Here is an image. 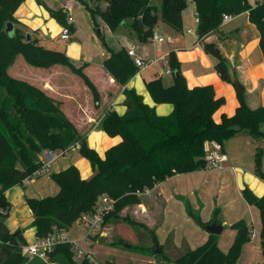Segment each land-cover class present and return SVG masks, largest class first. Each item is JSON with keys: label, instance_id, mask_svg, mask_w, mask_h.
I'll use <instances>...</instances> for the list:
<instances>
[{"label": "trees", "instance_id": "1", "mask_svg": "<svg viewBox=\"0 0 264 264\" xmlns=\"http://www.w3.org/2000/svg\"><path fill=\"white\" fill-rule=\"evenodd\" d=\"M26 0H0V264H26L28 259L21 254L27 245L23 235L14 236L6 221L11 203L6 192L15 186H25V180L42 166L41 156L46 151L65 154L77 144L79 153L92 167L93 176L83 178L80 169L71 165L51 173L52 180L60 191L42 199L27 198L33 212L32 226L37 239H45L54 233L69 230L85 214L95 211L98 200L108 195L115 200V210L105 217L119 216L130 205L142 203L138 192L154 189L158 184L177 174L196 172L208 167L205 160L204 143L217 141L222 145L241 131H247L254 139H264V106L251 109L243 92L237 90L239 106L233 116L222 114L221 122L215 114L226 104L224 97L218 98L214 86L190 88L181 73V63L176 52L169 54V66L174 77L171 86H165L162 77L147 81V89L156 104L171 103L174 111L168 116H159L154 107L144 102L135 89H125L127 111L124 115L108 111L101 122V129L109 136H120L122 141L105 152V156L90 148L87 138L61 109V102L49 96L41 88L11 76L8 67L13 65L17 54L38 68L54 65L68 67L82 78L92 92L96 106L101 98L95 84L77 67L66 52L50 49L40 43L39 30L29 31L15 17L16 11ZM89 11L95 27L101 20L112 32L130 26L138 34L139 41L146 43L153 38L159 16L150 0H78ZM89 1L97 3L91 8ZM199 19L197 34L200 40L221 30L225 14L233 16L249 13V20L260 33V48L264 55V0H192ZM44 5L51 17L62 27L69 26L71 34L77 29L69 25L68 12ZM105 4V8L100 5ZM100 4V5H99ZM187 0H167L162 7V19L175 31L183 30V11ZM15 26L14 36L6 33L7 23ZM31 33L30 41L27 34ZM225 39V36H222ZM104 47L110 57L103 61L104 69L121 86H125L139 72L128 50H112L105 37ZM204 51L216 60L215 69L222 81L234 84L226 59L216 44L203 43ZM239 126L240 130L235 128ZM263 150L255 155V174L264 180L262 168ZM245 200L260 211L261 240L264 253V196H257L249 187L243 190ZM188 213L206 228L214 222L204 223L185 200ZM217 210L215 215L217 216ZM132 226H140L135 221ZM237 231L233 245L224 252L218 245L219 236L211 234L209 240L185 253L175 261L160 254L167 264H237L242 247L250 240V227L245 220L231 226ZM153 241L159 244L154 232ZM34 259V258H33ZM44 261V260H43ZM36 260L35 264H93L88 259L78 261L73 246L59 243L48 254V261ZM109 264H114L108 262Z\"/></svg>", "mask_w": 264, "mask_h": 264}, {"label": "crops", "instance_id": "2", "mask_svg": "<svg viewBox=\"0 0 264 264\" xmlns=\"http://www.w3.org/2000/svg\"><path fill=\"white\" fill-rule=\"evenodd\" d=\"M55 1L60 2L61 5L57 4L56 6H53L48 2L46 3L50 8L55 10H59L61 8L65 9L69 16L71 15V12L74 13L78 4H82V2L78 0ZM15 17L29 31L39 30L42 34H44V32L47 34L49 31L51 32L52 28L54 30V40L58 41L60 39L59 33L62 26L51 17L45 6L38 4V0H26L16 11ZM197 19L198 16L196 13V22ZM76 23L77 21L75 20V27ZM97 23L100 24L99 28L102 29L105 37L107 36V33L114 35L113 38L109 40L111 42L106 41L112 50L118 51L122 48L129 50L136 47L135 51L138 57L142 58L146 62L157 59V63L144 71L138 72L127 85L121 86L104 69L103 61L110 57V52L106 49V47H104V45V52H102L101 59L98 63H94V61H90L87 58L82 60L79 54L69 52L68 48L66 50L68 56L74 59H72V61L77 67L85 66V74L97 87L101 98L99 106H96L92 92L84 83L82 78L75 75L73 72H70L68 68L66 69H68L69 72L64 70L65 66L54 65L49 69L44 68L40 70L42 72L52 71V73L54 70H61L63 73H66L69 78L74 79L73 77H75L77 80H74L77 81L76 83L78 84L76 85L79 87L78 92H76L70 84L56 83L52 77L37 81L36 79L26 80V78L22 79L14 75L12 76L20 80L28 81L29 83L44 90L55 100L61 102L62 111L75 125L78 133L87 138L90 148L95 149L101 157L105 156V152L108 149L122 141L120 136L111 137L104 132L101 129V122L108 111H116L120 115H124L126 113L127 106L125 103V89H135L138 94L143 96L146 104L156 109V113L159 116H168L174 111V105L171 103L156 104L146 86L147 81L163 76V74L155 67L165 60L169 62V54L172 51L177 54L178 60L181 63V73L186 78L190 88L212 85L214 86L216 96L218 98L224 97L226 99V104L214 116L216 122H221L222 114L233 116L236 113L239 106L237 90L244 93L246 102L251 109H257L264 106V55L260 48V33L257 27L250 22L248 12L234 16V19L230 23L221 28V30L224 29L222 34L214 32L203 38V40H200L197 34V40H194L193 43H189L188 45H184L178 42L175 38L171 37L168 42L169 47L166 53L161 55H159V53L155 54L153 59H151L152 57L150 55L151 48L156 53V48L154 47H156L158 42L161 43L164 41L162 37L155 36L157 37L155 41L153 39L155 37H153L146 43L140 41V46L139 44L130 42L125 33H121L120 30L112 32L103 22ZM230 25L232 26L229 27ZM188 32L190 34H194L195 31L190 29ZM75 34L77 35L78 31H76ZM223 35L225 36V39H222ZM160 39H162V41H160ZM220 41L224 43L222 44ZM203 43H213L217 45L222 56L226 59L231 78L235 81L234 84L222 81L219 73L215 69L216 61L204 51ZM149 44H152L153 46H149ZM139 50L140 52H138ZM162 65L165 66V64ZM166 74L173 75L170 67L166 70ZM173 81L163 83L165 86H171ZM239 85L242 87L241 89L239 88ZM84 97L88 99L87 103L85 102ZM241 134L242 131L231 140L227 141L226 145L225 143L223 144L224 151L228 155L227 162L219 167H207L206 169L200 171L177 174L170 177L166 181L158 184L152 190L151 194L143 195L141 197V204L132 207L134 208L135 214L144 218L145 223L150 228L154 227L153 230L161 228V231L164 232L166 237H170L173 234L171 238L172 243L169 245H166L168 241H165L163 244H160L159 242V245H161L164 249V255L168 258H170V249H176L177 244H185L187 246V244L190 243L191 236H193L192 241L198 244L199 247L205 244L211 235L206 228H203V231L200 228L197 230L195 226L197 224L195 219L188 213L186 203L179 198H188L189 205L191 202L194 203L196 207L192 210L197 214L202 213L200 218L204 223L209 224L214 219V221L222 225L223 231L218 235V245L225 253L229 251L237 235V231L231 227L234 223L240 220H245L251 230L255 228L254 219H252L251 222H248L244 219L246 217H243L244 213L243 215L239 214L243 205L246 207L245 211L250 210L254 216L257 213V221L260 223V232H256L257 236L260 235L262 228L260 211L256 206L250 205L245 200L243 190L246 187H249L257 196L263 197L264 180H261L256 176L254 166L241 161V154L244 152L245 147H248L250 143H254L253 146L255 147L256 155V149L258 150V148L264 147V144H261V142L259 143L257 140H255V142L248 143L246 141V143H243V140H239V138H242L240 136ZM232 141L237 145V147H232ZM262 143H264V141ZM72 149H75L76 151L72 160H68L65 165L60 162L57 166L58 170L54 172H60L71 166V164H74L80 169L83 178L87 179L92 177L93 170L89 161L87 159L84 160L85 158L81 156L77 148ZM57 154L59 159L60 154L58 152ZM57 157L55 159H57ZM41 161H44L43 155L41 156ZM50 175L51 173L44 174L32 179L29 183H26L25 186H15L6 192V196L12 206L9 217L6 221L7 227L13 235H23L27 244L34 243L37 240L36 229L32 226L34 221L33 212L27 204V198L42 199L58 194L60 188L52 180ZM231 179L236 182L235 185L238 189L239 199L234 196L230 197L229 189L227 195L224 190H220L219 195V190L216 186L219 185L220 187L222 185H226L227 182L231 183ZM198 188H201L205 194H211L213 192L214 196L224 200L223 202L221 201L220 213L224 212L225 216L230 218L228 219V223L227 221H220L217 216L215 218H213V215H211V217L210 215H208L209 217H205V209L202 207V204L205 206V201L202 197L197 195ZM130 208L131 207H127L124 210H129ZM255 208L257 211H255ZM220 209L218 208V210ZM234 211L239 215L231 217V214L234 213ZM156 216L158 217V221L155 220ZM172 219H175L177 223L172 221ZM188 224L191 226H188ZM184 226H188V229L185 230V228H183ZM226 227H229L230 229V239L226 242V244L221 245V238L226 231L225 229H227ZM95 238L96 237L85 238V235H83L78 238V240H80V243L84 248L88 251L94 252L89 245H91L90 242H93ZM186 249L187 253L191 250V247L188 245ZM251 256L252 252L249 250L248 245L245 244L242 247L237 264H242V259L244 257L247 258L248 264H253ZM36 260L38 261L41 259H29L26 264H35ZM105 261L108 260L105 259ZM260 264H264V261H261Z\"/></svg>", "mask_w": 264, "mask_h": 264}, {"label": "rangeland", "instance_id": "3", "mask_svg": "<svg viewBox=\"0 0 264 264\" xmlns=\"http://www.w3.org/2000/svg\"><path fill=\"white\" fill-rule=\"evenodd\" d=\"M38 1H41L43 4L47 6L48 4L46 2H48L49 4L53 6H56L57 4L61 5L60 2H56L55 0H38ZM150 1H151V5L156 8L157 14L159 16L158 26L154 30L153 37L159 36L164 39L163 42L161 43L158 42L156 47H154L156 48V53L151 48V54H150L152 57L151 59H153L155 54L159 53V55H161V54L166 53L169 47L168 42L171 37L175 38L178 42L184 45H188L189 43H193L194 40H197L198 24L196 22L195 4L192 0H187V6L185 7L183 11L184 28H183V31H180V32L175 31L169 25L164 23L162 19V7H163L164 0H150ZM251 1L255 3L257 0H251ZM38 4L42 5L39 2ZM89 5L91 8L98 7L97 3L92 2V1H89ZM100 6L101 8H105L104 7L105 4L103 3ZM76 7L77 8L75 9L74 13L71 12L70 16H72L77 21L76 29L78 31V34L77 35L71 34V39L68 42H65L64 40H61V39H59L58 41H55L53 38L54 30L51 28V32L49 31V33L47 34H45V32L44 34L42 33L39 34L40 43L50 49L59 50L63 52H67L66 50L69 48V52H75L76 54H79L82 60L87 58L90 61H94V63H98V61H100L101 59L102 52H104L102 37L100 36V33H99L100 28L95 27V23L92 20L89 11H87V9H85L81 3L78 4ZM98 22L102 23L101 20H98ZM232 25H230L229 27H231ZM221 28L223 27L221 26ZM190 29H193L195 31L194 34H190L188 32V30ZM222 31L224 32V29H222ZM61 32H62V28L59 33V38L61 36ZM120 32L125 33L127 39L130 42L139 44L141 46V43H139L140 41L138 38V34L135 30H133L130 24L128 26L121 27ZM218 33L220 34V32ZM113 36L114 35H112L111 33H107L106 37L104 35L106 41H109L111 38H113ZM220 42L222 44L224 43L222 41ZM112 45H113V41H112ZM149 46H153V45L149 44ZM138 52H140V50ZM162 64H165V66H163ZM169 67H170L169 62L166 60L164 62L159 63V65L155 67L160 73L163 74L162 79L164 83H169L173 81V75L166 74V70H168ZM49 68H45V69H49ZM66 68L68 67H65L64 70L68 71L69 68L68 69ZM40 69H44V68H37V67L30 65L22 54H17L14 64L8 67V72L11 76L14 75L22 79L26 78V80L36 79L37 81H40V80H45L48 77H52L56 83L70 84L71 86H73L74 90L78 92L79 87L78 85H76L78 83H76L77 81L74 80L76 79L75 77H73L74 79H71L66 75V73H63L61 70H54L52 73V71L42 72ZM12 70H13V74H12ZM69 71L72 72L70 69ZM84 99H85V102L87 103L88 99L86 97H84ZM262 128L264 129V125L262 126ZM240 136L242 138H239V140H243V143H246V141L248 143L255 142V140H257L259 143L261 142V144H264L262 143L264 139H254L250 137L247 131H242V134ZM226 143L227 141L225 142V145ZM231 144H232V147L233 146L237 147V145L233 141ZM251 144L252 143H250L248 147H245L244 152L241 154L242 156L241 161L243 163H246L248 165L255 167V147L253 146L254 143L252 145ZM261 149L263 150L262 168L264 172V147H262ZM256 152H257V149H256ZM59 154L62 157L59 156V159L58 157L57 159H55L56 162L54 161V164L53 163L51 164V168L49 172L46 174L57 171L58 170L57 166L60 162H62L63 165H65L68 160L70 159L72 160V157L76 154V151L75 149H72L64 155H62L61 153ZM71 165H74V164H71ZM235 183L236 182L233 179H231V183L227 182L226 185H222L220 187L219 185H217L216 187L219 190V195H220V190L221 191L224 190V192H226V195H227L228 189H229L230 197L234 196L239 199V193H238V189ZM46 195H49V194H46ZM197 195L202 197L205 201V206H203L202 204L203 209H205L204 211V214L206 215L205 217H209L208 215H210L211 217V215H213V218H215L216 217L215 210L216 208L217 209L221 208L220 206L221 201L223 202L224 200L221 198H217V196H214L213 192L211 194H205L201 188H198ZM179 199L182 200L184 203H185V200L188 201V198H185V199L179 198ZM190 205H191V208L194 210L195 209L194 207H196L195 204L191 202ZM134 206L135 205L128 206L131 208L129 210L126 209L127 211L122 210L121 213H119V216H116V215L110 216L106 220L105 224L102 225L100 234L95 236L96 237L95 240L93 242H90L91 245H89L91 249L94 251V252L91 251V253L93 254L95 261L103 262L106 259L108 260L106 262L110 261L111 263H114V264H167V262L164 259V256L160 254L161 249L157 251L159 246L158 247L155 246L156 244L153 241L152 232L155 233L156 231L155 235L158 241L160 242V244L161 243L163 244L165 243V241H168L166 245H169L170 243H172L171 238L173 234L170 237H166L164 232L161 231V228L158 230H153L154 227L150 228L145 223L144 218L140 217L138 214H135L134 208H132ZM245 208H246L245 205H243L242 208L240 209L239 214L243 215L244 213L243 217H246L244 219H246L248 222H251L252 219H254L255 220L254 230L259 233L260 223L257 221V217H258L257 213L254 216L250 210L245 211ZM220 211L221 209L217 210L216 212L218 219L222 222L227 221L228 223L229 221L228 219L230 218H227L225 216V213L224 212L220 213ZM255 211H257L256 208H255ZM201 214H199L200 217H201ZM239 214H236V212L234 211V213L231 214L232 215L231 217L237 216ZM155 220L158 221L157 216L155 217ZM131 221H135L139 223L140 226H132L130 223ZM172 221L176 222L175 219H172ZM151 226H155V225H151ZM188 226H191V225L188 224ZM188 226H184L183 228H185L186 230L188 229ZM195 226L197 230H199V228L202 231L204 230L202 226L198 225V223ZM226 228L227 229H225L226 231L222 235V238H221L222 239L221 245L226 244V242H228L230 239V235H229L230 229L229 227H226ZM61 233L64 234V236L67 237L69 240L73 241V240H78V238L85 235L86 228L84 225H81L79 222H76L69 230L63 231ZM192 239H193V236H191L190 243L187 244V246L185 244H182V245L177 244L176 249H170L169 259L171 261H175L177 258L184 255L187 251L186 247H188V245L189 247H191V250H193V248L195 249L196 247H198V244L193 242ZM246 245H248L249 250L252 252L251 260L253 264H260L261 261H264L261 233L255 239H252L250 237V240L246 243ZM246 257L242 259V264H248Z\"/></svg>", "mask_w": 264, "mask_h": 264}, {"label": "built area", "instance_id": "4", "mask_svg": "<svg viewBox=\"0 0 264 264\" xmlns=\"http://www.w3.org/2000/svg\"><path fill=\"white\" fill-rule=\"evenodd\" d=\"M234 19L233 15L225 14L222 19L221 26H225L230 23ZM69 25L74 24L75 19L72 16L68 17ZM199 22V19H197ZM61 40L68 42L71 39V30L69 26H63L62 32L60 36ZM154 41L157 37L153 38ZM162 41V39H160ZM136 47L128 50L129 56L133 59L134 63L140 71H144L152 65L157 63V59L150 60L148 62L144 61L142 58L136 55L135 51ZM72 148H77L79 150L80 146L77 144ZM204 151H205V160L207 161L208 167H219L225 162L228 161V155L225 153L223 145L217 141H206L204 143ZM44 161L42 162V166L39 170H37L31 177L25 180V183H29L32 179L42 176L49 172L51 168V164L58 156L56 152L46 151L44 154ZM153 189H146L143 192H138L139 196L149 195L151 194ZM116 202L108 195H103L99 198L98 204L95 208V211L91 214L83 215L78 222L81 225H84L86 228L85 238L95 237L100 234L101 227L104 223L105 217L108 216L115 210ZM250 237L255 239L257 237V232L253 229L251 230ZM59 243H69L73 246L75 252V258L78 261H82L84 259H88L93 264H109L106 261L97 262L95 261L93 254L91 251H88L86 248L82 246L80 240H69L64 234L54 233L45 239H37L34 243L24 245L21 248V254L23 257L29 259L39 258L48 261V254L52 252L55 246Z\"/></svg>", "mask_w": 264, "mask_h": 264}, {"label": "water", "instance_id": "5", "mask_svg": "<svg viewBox=\"0 0 264 264\" xmlns=\"http://www.w3.org/2000/svg\"><path fill=\"white\" fill-rule=\"evenodd\" d=\"M166 3H167V0H164V4H166ZM5 31H6L7 34H9L11 37H13L14 36V32H15L14 23H12V22L7 23ZM99 33H100V36L101 37H104V33H103V31H102L101 28L99 29ZM31 37H32V34L31 33H28L27 34V40L30 41ZM239 88L241 89L240 85H239ZM235 129L236 130H240V127L237 126ZM206 229L208 230V232L210 234H215V235H219L223 231L222 225L221 224H218L216 221H214L213 223H211L210 225H208L206 227ZM20 233H21V231H20ZM14 236H17V234L14 235ZM158 246L159 245L157 244V247ZM157 251H159V247H158Z\"/></svg>", "mask_w": 264, "mask_h": 264}]
</instances>
